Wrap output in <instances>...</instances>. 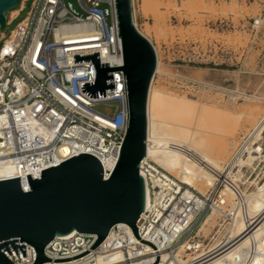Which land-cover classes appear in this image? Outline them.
Listing matches in <instances>:
<instances>
[{
    "label": "built area",
    "instance_id": "1",
    "mask_svg": "<svg viewBox=\"0 0 264 264\" xmlns=\"http://www.w3.org/2000/svg\"><path fill=\"white\" fill-rule=\"evenodd\" d=\"M75 2L82 14L68 0H19L13 9L17 14L13 18L5 15V26H10L29 3L25 17L8 35L0 33V181L19 178L23 192L29 190L23 188L26 176L39 179L41 171L79 154L95 157L105 179L111 172L105 165L116 162L125 136L122 71L112 72L114 91L105 92V98L90 99L79 86L92 82L90 63L73 64L72 59V54L98 51L100 63L108 62V68L123 66L115 1ZM263 22L259 15L252 27L258 28ZM67 26L81 30H63ZM97 105L108 106L107 111L94 110ZM61 146L66 148L62 155ZM138 173L148 188L150 203L135 223L136 233L155 248L156 264H203L212 259L215 249L205 245L206 250L197 253L198 242L201 246L205 242L197 236L198 219L209 210L212 200H217L218 188L205 196L194 192L185 196L184 186L173 185L161 168L145 159L138 165ZM96 239L94 234L77 232L55 237L44 248V256L72 258L87 251ZM20 244L25 245V257L13 250L5 252L6 257L12 264H33V247ZM185 244V253L191 257L181 263L178 252ZM155 259L154 250L138 242L131 229L119 223L83 256L42 264H153Z\"/></svg>",
    "mask_w": 264,
    "mask_h": 264
},
{
    "label": "water",
    "instance_id": "2",
    "mask_svg": "<svg viewBox=\"0 0 264 264\" xmlns=\"http://www.w3.org/2000/svg\"><path fill=\"white\" fill-rule=\"evenodd\" d=\"M19 0H0V29L5 27V13L15 9ZM118 38L121 39L123 66L108 68L100 63L98 51L72 54L73 64L90 63L92 82L79 83L80 92L90 99L105 98L114 91L113 71L124 77L127 125L119 157L105 180L98 160L89 154H79L41 171L39 179L26 176L28 188L23 192L19 178L0 181V264H12L5 255L13 250L25 257L26 243L33 247V264L64 262L76 259L95 248L109 229L126 224L135 239V223L144 211V181L138 165L145 156L146 100L156 58L151 43L133 23L131 1L115 0ZM73 231L97 236L85 252L68 259H48L44 248L55 237Z\"/></svg>",
    "mask_w": 264,
    "mask_h": 264
},
{
    "label": "rangeland",
    "instance_id": "3",
    "mask_svg": "<svg viewBox=\"0 0 264 264\" xmlns=\"http://www.w3.org/2000/svg\"><path fill=\"white\" fill-rule=\"evenodd\" d=\"M68 1L82 14L75 0ZM156 2L163 9H154L151 3ZM28 10L29 3L0 33L8 35ZM134 10L138 28L158 52L160 72L154 75V89L192 100L196 105H214L228 118H241L238 124L232 119L227 123L228 155L223 158L227 159L237 142L251 132L252 119L238 114L252 112L258 117L264 111V22L258 28L252 27L257 16L264 18V0H134ZM9 14L15 12L5 13L7 17ZM107 107L97 105L94 110L105 113ZM258 144L262 153L251 166L241 169L236 180L248 195L264 183V131ZM207 187L198 186L200 192H206ZM222 187L218 184V191ZM214 225L204 235L207 248L219 237V228L222 230L225 223Z\"/></svg>",
    "mask_w": 264,
    "mask_h": 264
},
{
    "label": "bare ground",
    "instance_id": "4",
    "mask_svg": "<svg viewBox=\"0 0 264 264\" xmlns=\"http://www.w3.org/2000/svg\"><path fill=\"white\" fill-rule=\"evenodd\" d=\"M151 5L156 10L163 9L157 2ZM131 7L134 26L151 43L156 58L146 100L144 159L161 168L173 185L184 186L185 196L192 195L191 189L200 192L198 186L201 185L208 187L206 192H200V196L207 195L212 188L213 192L216 191L218 184L223 185L217 200L213 199L209 210L205 209L198 219L200 224L197 236L203 238L213 222L215 225L225 223V226L221 225L222 230L219 228V237L215 238L209 247L210 250L215 249L216 254L203 264H264V183L249 195L236 184L241 169L251 166L262 153L258 141L264 131V111L258 117L253 116L252 112L238 114L239 117L252 119L251 132L237 142L230 156L224 160L223 158L228 155L226 139L230 137L227 123L232 119L234 124H238L241 118H228L223 109L214 105L199 103L196 105L192 100L154 89V75L160 72L158 52L147 34H144L137 26L134 0ZM63 30L79 32L81 27L67 26ZM249 120L247 122L251 123ZM254 145H256L255 148ZM65 152V146H61L59 154L62 155ZM116 162L106 163L105 168L112 172ZM2 176L3 171L0 169V177ZM22 183L23 188L28 190L25 179H22ZM144 188L145 210L150 203V196L145 184ZM224 243L226 245L221 246ZM187 245L182 246L178 252V255L182 256L179 258L181 263L184 259L189 260L191 257L185 253ZM198 246L197 253H203L206 250L204 244L201 246L200 241Z\"/></svg>",
    "mask_w": 264,
    "mask_h": 264
},
{
    "label": "crops",
    "instance_id": "5",
    "mask_svg": "<svg viewBox=\"0 0 264 264\" xmlns=\"http://www.w3.org/2000/svg\"><path fill=\"white\" fill-rule=\"evenodd\" d=\"M15 13H16V12H15ZM14 15H15V14H14ZM14 15H13V16H14Z\"/></svg>",
    "mask_w": 264,
    "mask_h": 264
}]
</instances>
